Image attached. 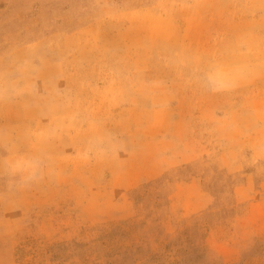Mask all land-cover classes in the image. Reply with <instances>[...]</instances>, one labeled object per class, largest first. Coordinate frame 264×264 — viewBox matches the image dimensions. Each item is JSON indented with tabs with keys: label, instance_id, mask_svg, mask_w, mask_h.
I'll use <instances>...</instances> for the list:
<instances>
[{
	"label": "rangeland",
	"instance_id": "rangeland-1",
	"mask_svg": "<svg viewBox=\"0 0 264 264\" xmlns=\"http://www.w3.org/2000/svg\"><path fill=\"white\" fill-rule=\"evenodd\" d=\"M138 120L188 165L125 193ZM263 138L264 0H0V264H264Z\"/></svg>",
	"mask_w": 264,
	"mask_h": 264
},
{
	"label": "crops",
	"instance_id": "crops-1",
	"mask_svg": "<svg viewBox=\"0 0 264 264\" xmlns=\"http://www.w3.org/2000/svg\"><path fill=\"white\" fill-rule=\"evenodd\" d=\"M144 37L145 36L141 33H136L134 36L130 34L128 36V43H126L125 45L126 49L135 50L147 47L146 42H144ZM49 43H51V40L46 41V46H48ZM107 47H109L108 44L106 45L105 43H96L94 44L93 49H107ZM75 104L76 113H81L82 105L80 95L78 93H75ZM162 104L163 101L160 102V105ZM164 105H162L161 107H164ZM158 107L160 106L158 105ZM45 110L48 114L46 115V120L48 121L52 120L50 116V114L52 113H67L68 103L66 101V98L54 100L53 96H50V94L48 95L47 93ZM144 126L145 123L141 120H138L134 124V128L138 130V132H131L122 138V144L124 145V147L121 150L123 152L120 155V159H122L123 165L118 168V171L120 172L116 171L112 174V171H110L109 173H107L108 176L119 175V183L117 184V186L125 193H133L139 190L140 188L144 187L145 184L151 183L152 181L159 178L164 172L171 170V168L188 165L185 164L180 157L173 156L172 158V153L167 156L162 155L161 149H152L154 151H152L150 158H148V154L144 152V148L141 147V143L144 142L148 138V136L156 140L160 137L161 134L160 131H155L153 133H147L144 131L141 132V129L144 130ZM256 143L264 144V138L262 139V141L258 140ZM262 152L264 153V149H262ZM172 160H174V164L170 163ZM132 181H136V185L131 186ZM206 193L209 195L207 190ZM207 194L202 197V200H200V202H203L204 204L202 206H199V208L208 203L209 199L212 197L211 196L209 198ZM134 206H136V203H132L130 201V197L126 198V201H124V205L122 206V208H125L126 210H128V212L124 214V217L131 216V210L135 209Z\"/></svg>",
	"mask_w": 264,
	"mask_h": 264
}]
</instances>
